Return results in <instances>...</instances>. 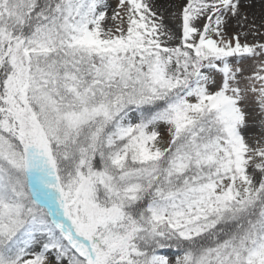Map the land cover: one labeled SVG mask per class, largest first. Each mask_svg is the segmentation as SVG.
Here are the masks:
<instances>
[{
  "label": "snow or ice",
  "instance_id": "1",
  "mask_svg": "<svg viewBox=\"0 0 264 264\" xmlns=\"http://www.w3.org/2000/svg\"><path fill=\"white\" fill-rule=\"evenodd\" d=\"M0 264H264V0H0Z\"/></svg>",
  "mask_w": 264,
  "mask_h": 264
}]
</instances>
